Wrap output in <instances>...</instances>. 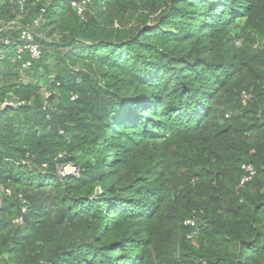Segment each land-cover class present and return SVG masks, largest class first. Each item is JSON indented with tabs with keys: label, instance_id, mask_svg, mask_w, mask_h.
Segmentation results:
<instances>
[{
	"label": "trees",
	"instance_id": "obj_1",
	"mask_svg": "<svg viewBox=\"0 0 264 264\" xmlns=\"http://www.w3.org/2000/svg\"><path fill=\"white\" fill-rule=\"evenodd\" d=\"M74 1L0 0V264H264V0Z\"/></svg>",
	"mask_w": 264,
	"mask_h": 264
},
{
	"label": "built area",
	"instance_id": "obj_2",
	"mask_svg": "<svg viewBox=\"0 0 264 264\" xmlns=\"http://www.w3.org/2000/svg\"><path fill=\"white\" fill-rule=\"evenodd\" d=\"M26 1L27 0H20L21 9L24 7V4ZM89 4H90L89 0H76L72 3L73 7L78 12V15L81 17L84 16V11L86 10V8ZM21 41H23V43L21 46H19L18 53L22 54V53L28 52L30 54V57H31V61H27L24 65V68L27 69V68H30L32 66L33 61L39 60L41 58V50L35 44V37L30 30L24 29L22 31ZM6 43L8 44L9 42H6ZM243 99L249 100V99H251V95L244 93ZM6 106H8L7 103L0 105V108L4 109ZM242 170L244 172V176L242 177V179L240 181V187H243V186L249 184L250 182H252L255 175H256V169L251 164H244L242 167ZM58 176L60 178H67L69 176L79 177L80 176V168L77 165L69 164V165L64 166L62 168H59ZM1 191H3V190L1 189ZM5 194L7 196L11 195V191L6 190ZM20 199H22V196H20ZM23 202L26 204V201H23ZM27 207L28 206H25L23 208L24 213L27 212ZM19 222H22L21 219L17 223H19ZM186 225L194 226L195 224L193 221L189 220L186 222Z\"/></svg>",
	"mask_w": 264,
	"mask_h": 264
},
{
	"label": "rangeland",
	"instance_id": "obj_3",
	"mask_svg": "<svg viewBox=\"0 0 264 264\" xmlns=\"http://www.w3.org/2000/svg\"><path fill=\"white\" fill-rule=\"evenodd\" d=\"M132 25H133V23H132Z\"/></svg>",
	"mask_w": 264,
	"mask_h": 264
}]
</instances>
